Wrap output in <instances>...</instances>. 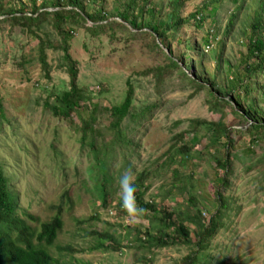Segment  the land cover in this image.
<instances>
[{
    "label": "rangeland",
    "instance_id": "obj_1",
    "mask_svg": "<svg viewBox=\"0 0 264 264\" xmlns=\"http://www.w3.org/2000/svg\"><path fill=\"white\" fill-rule=\"evenodd\" d=\"M174 3L180 6L179 20L167 33V48L156 35L133 37L116 28L93 35L83 28L68 31L67 23L63 26L67 34L61 35L54 29L53 15L35 25L11 20L5 14L13 10L22 12L17 16L32 15L34 7L29 0H0V165L17 196L18 213L30 226L51 220L56 208L61 213L62 229L49 248L59 264H204L209 263L208 255L214 256L213 264L224 257L226 264H264V138L257 136V141H251L242 131L250 121L233 112V102L231 106L215 103L207 90L198 91L184 83L177 69L158 79L153 74L168 64L156 48L160 47L175 62L183 60L190 66L193 59L187 74L201 77L214 86L211 90L216 95L230 101V89L236 88L240 75L245 79L247 65L256 62L250 57V48L258 21L264 40V0H150L129 15L136 27L124 24L138 34L151 31L147 28L154 22L161 28ZM36 4L35 8L45 5L48 11L57 4L68 9L66 1L60 0H37ZM89 5V12L101 20L122 22L126 8L122 1L98 0ZM101 6L104 11L98 13ZM209 31L217 41L205 53L202 50ZM184 40L196 49L182 58ZM63 47L74 61L77 86L84 90V100L67 119L52 110L54 96L70 87ZM42 48L47 72L40 64ZM127 81L133 87L132 113L154 106L149 121H143L132 136L138 147L133 149L129 165L115 158L110 167L113 173L121 172L125 181L113 185L103 207L84 185L89 160L87 149L78 141L80 126L91 120L95 131L104 137H97L99 143L106 142L110 137L108 110L123 101ZM259 84L261 91L250 100L257 102L256 119L264 122V78ZM215 125L223 128L228 138L220 140L221 147L213 148L208 146L211 130L207 129ZM181 133L184 141L179 140ZM182 141L200 156L191 159L180 178H175L177 165L163 168L161 162ZM228 141L233 142V148L227 154L224 144ZM213 154L229 161L228 175L216 165ZM143 171L146 192L141 202L172 213L173 221L184 219L191 242L197 241L195 224L208 223L220 210L223 226L209 248L196 253L194 263L187 259L195 252L194 245L178 238L173 244L157 246L146 235L150 231L151 236H159L160 212L155 215L139 206L127 215L114 208L115 202L126 196L136 174ZM216 191L222 194L219 203ZM172 230L166 232L175 238ZM101 245L110 249L99 248Z\"/></svg>",
    "mask_w": 264,
    "mask_h": 264
},
{
    "label": "trees",
    "instance_id": "obj_2",
    "mask_svg": "<svg viewBox=\"0 0 264 264\" xmlns=\"http://www.w3.org/2000/svg\"><path fill=\"white\" fill-rule=\"evenodd\" d=\"M37 0H29L31 6L34 7V12L32 15L26 14L23 16H17V13L22 14V12H9L5 13L9 15L11 20L20 21L25 20L27 23L39 24L40 19L46 16L53 15L55 18V23L53 24L55 31L62 34H67L63 29V26L67 23L70 24L69 30L74 29H87L93 35H99L105 33L107 30L113 31L114 28L119 31L122 30L127 35L133 37L139 35H149L154 36L157 39H160L161 44L167 47V33L171 30L172 25L176 26L178 24V15L180 6L175 4L170 14L167 15V21L163 27L159 28L156 22L150 24L147 29L151 31L134 33L132 32L124 23H130L132 26L136 27L135 23L129 19V15L133 14V11L138 9H143L146 3L150 0H120L126 4V8L121 17L123 22H108L107 19L101 20L99 15L89 12V3L96 5L98 0H60L66 1L68 9L62 8L61 4L53 5L52 11H48L45 8V5L37 6ZM1 8V7H0ZM44 8V9H43ZM43 11H40L42 10ZM100 12L104 11L103 6L100 7ZM206 8L201 10L203 22V12L205 13ZM40 11V12H38ZM39 14H36V13ZM35 15V16H33ZM102 15V14H101ZM196 14L192 15V18L195 19ZM15 16V17H14ZM3 19V18H2ZM91 22V24H88ZM201 22V23H202ZM73 24L77 25L72 26ZM256 29V36L251 42L250 48V57L255 59L254 64H248L245 68V79L241 75L238 77V84L235 89H230V101L216 95V91H212V84H207L201 77L195 75L191 77L187 74V71L191 70L194 62L193 59L189 62L190 66H186L183 63V60L180 62H175L171 57H169L165 52L159 47H156L158 50L164 53V57L167 58L168 64L162 68H156L153 72L154 78L158 79L161 75H165L168 71L178 70L180 79L186 84H190L195 90H207L215 103L224 104L231 106L232 102L236 107L232 106V110L235 114L240 116L245 120H249V126L242 130L250 135L251 141H257L259 138H264V122L256 119V106L257 102L255 100L251 101L250 97L255 92L261 91V85L259 80L264 78V40L261 38L260 32V22L254 23L253 26ZM141 29H138V31ZM114 35V33H113ZM184 43V53L182 58H185V55L188 51L195 52V45L191 46L189 42L183 41ZM207 43V38L205 39V44ZM204 44V45H205ZM156 45V44H154ZM168 48V47H167ZM44 49L40 50V64L44 71L47 72L48 65L46 62V56L44 54ZM203 51V50H202ZM62 59L64 60L67 71L69 74V90L64 91L61 94L54 96V105L52 106L53 113L57 116H61L64 119H67L73 114V112L79 107V104L84 100V90L77 86V70L74 67V61L71 59L68 54V49L66 47L62 48ZM204 52V51H203ZM184 64V67L181 64ZM186 67V69H185ZM255 82V85L252 87V82ZM127 89L123 101L118 105H113L108 110L109 116V126L108 131L110 132V137L108 140L102 141L99 143L97 137L104 138L99 131H95L96 128L93 127V122L86 119L81 123V136L78 139L82 148L87 149L86 157H88L89 164L85 169L86 182L84 183L87 190H90L95 193L97 199L100 201L103 207L107 206L109 198L111 196V189L114 184L120 186L125 180L120 174L121 172L113 173L110 170V167L114 165L115 158L123 159L125 165L128 164L129 157L133 155V149H135V143H133L132 136L138 133L141 124L143 121H149L151 108L154 106H145L139 108L136 113L131 112L132 103H133V87L130 85L129 81L126 82ZM233 93H236V95ZM264 93V91H263ZM247 103V105H246ZM254 103V104H253ZM1 105V100H0ZM1 107V106H0ZM191 130L193 126L191 125ZM211 130V131H210ZM207 131H210L211 135L209 136V147L220 146L219 142L222 138L227 139L226 132L223 128L217 127L208 128ZM258 136V137H257ZM179 140L184 141V133H181ZM181 142L179 146L172 147L175 149L173 153L168 152L165 159L161 162V167L166 168L170 165H177V169L173 170L175 178H180L182 171L191 163V159L197 158L200 154L192 153V147L185 142ZM224 148L227 151V154L233 148V142H225ZM216 153V151H215ZM214 155V154H213ZM212 159H215L216 165L219 169L223 170L226 175H228L229 161L224 159L223 156L214 155ZM133 171V170H132ZM146 172H139L136 174L135 180L129 185V188L126 191V196L119 201H116L115 205L120 204L124 201L126 197L136 196L138 207L142 208L147 212L154 213L155 215L160 212L162 217L159 219L160 229H158L159 236H151L150 231L147 232V236L152 241L156 242L157 246H167L173 244L176 239H182L183 243L187 245H194L196 247L195 252L189 256L188 262L194 263V258L196 253L199 251H206L209 248V244L215 238L218 231L223 226L222 216L220 210L217 209L215 214L211 217L208 223L198 221L195 224L196 229V242H191L190 231L185 227L184 219L179 218L176 221H173V214L165 211H160L156 205L151 202L142 203L141 199L146 192V188L143 186L145 181ZM189 178V177H188ZM228 186V183L225 178L222 179ZM220 191V190H219ZM216 191V201L219 203L222 197L221 192ZM113 204V203H111ZM108 204V205H111ZM117 207V206H116ZM18 200L15 193L12 192L9 179L6 177L1 165H0V264H59L52 255L49 253V248H51L56 240L59 232L62 229V217L61 213L58 212L56 208V215L51 218V220L44 222L39 225V227L30 226L26 220L20 217L18 213ZM201 217L197 215V220H200ZM32 221H35L34 218H30ZM196 220V219H195ZM174 233L175 238L171 237L166 231ZM105 247V249H110L109 245H101L99 248ZM62 250L69 251V248H63ZM214 256L208 255V261L205 263L213 264ZM227 258H221L217 261V264H226ZM204 263V264H205ZM235 264V261L232 263Z\"/></svg>",
    "mask_w": 264,
    "mask_h": 264
},
{
    "label": "built area",
    "instance_id": "obj_3",
    "mask_svg": "<svg viewBox=\"0 0 264 264\" xmlns=\"http://www.w3.org/2000/svg\"><path fill=\"white\" fill-rule=\"evenodd\" d=\"M216 41L217 38L212 35V31H209V36L207 37V43L204 45L203 51L206 53L209 52L211 49H213ZM136 205H137L136 197H129L117 209L129 215L135 210ZM109 215L113 217L110 212Z\"/></svg>",
    "mask_w": 264,
    "mask_h": 264
},
{
    "label": "clouds",
    "instance_id": "obj_4",
    "mask_svg": "<svg viewBox=\"0 0 264 264\" xmlns=\"http://www.w3.org/2000/svg\"><path fill=\"white\" fill-rule=\"evenodd\" d=\"M130 197H136V196H130ZM127 198H129V197H126V198L124 199V201H125ZM124 201H123V202H124ZM123 202H121V203H120V204H118V205L116 204L114 208H116V209H117V208H118V207H119L121 204H123ZM136 202H137V200H136ZM115 203H116V202H115ZM116 206H117V207H116ZM137 207H138V205H136L135 209H136ZM134 211H135V210H134ZM134 211H133V212H134ZM133 212H132V213H133ZM129 215H130V214H129ZM143 239L145 240L146 238H145V237H143Z\"/></svg>",
    "mask_w": 264,
    "mask_h": 264
}]
</instances>
